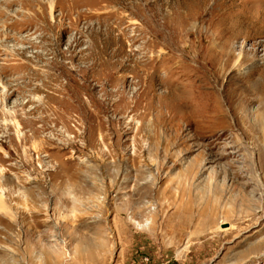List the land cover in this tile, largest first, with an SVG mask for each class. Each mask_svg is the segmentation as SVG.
Masks as SVG:
<instances>
[{
    "label": "rangeland",
    "instance_id": "374dc122",
    "mask_svg": "<svg viewBox=\"0 0 264 264\" xmlns=\"http://www.w3.org/2000/svg\"><path fill=\"white\" fill-rule=\"evenodd\" d=\"M38 2L0 0V264H264V0Z\"/></svg>",
    "mask_w": 264,
    "mask_h": 264
},
{
    "label": "bare ground",
    "instance_id": "6f19581e",
    "mask_svg": "<svg viewBox=\"0 0 264 264\" xmlns=\"http://www.w3.org/2000/svg\"><path fill=\"white\" fill-rule=\"evenodd\" d=\"M12 0H9V2H11ZM27 1H30V0H21V3L27 8L26 10L27 11H32L31 13H33V14H41V13H43V11H42V6H41V3L40 2H38V0H33V1H37L38 3H30V4H27L26 2ZM31 5H38V7H37V9H34V10H31L30 8L32 7ZM51 6V5H50ZM52 7V6H51ZM36 11V12H35ZM24 12H25V10H24ZM27 16H29V15H31V14H28V13H25ZM1 15H5V13L3 12V11H1L0 10V16ZM33 16V15H32ZM254 95V94H253ZM251 101H252V99H251ZM250 113V112H249ZM251 119H252V117H251ZM15 126H16V128L18 129L19 127H20V124L16 121V123H15ZM19 130V129H18ZM17 130V131H18ZM19 132V131H18ZM17 132V133H18ZM3 194L0 192V211H6V209H7V207H6V205H5V203H4V201H3ZM223 230V229H222ZM226 231V230H225Z\"/></svg>",
    "mask_w": 264,
    "mask_h": 264
}]
</instances>
